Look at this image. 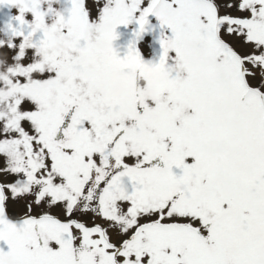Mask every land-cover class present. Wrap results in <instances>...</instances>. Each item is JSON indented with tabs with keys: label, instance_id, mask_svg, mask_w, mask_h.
<instances>
[{
	"label": "snow or ice",
	"instance_id": "6c2138e0",
	"mask_svg": "<svg viewBox=\"0 0 264 264\" xmlns=\"http://www.w3.org/2000/svg\"><path fill=\"white\" fill-rule=\"evenodd\" d=\"M2 7L0 264H264V0Z\"/></svg>",
	"mask_w": 264,
	"mask_h": 264
},
{
	"label": "rangeland",
	"instance_id": "374dc122",
	"mask_svg": "<svg viewBox=\"0 0 264 264\" xmlns=\"http://www.w3.org/2000/svg\"><path fill=\"white\" fill-rule=\"evenodd\" d=\"M67 7V4L63 5ZM16 9H9L7 7L0 8V24L6 21L11 15L15 14ZM149 30L144 34L143 39L139 41L138 48L144 56L146 61L151 60L153 62L158 60L161 48L159 45V21L155 17L149 18ZM136 28L135 24H130L127 27L121 25L117 28L118 39L113 42V47L120 53L124 55L127 51V46L129 42L133 39V30ZM66 39V38H65ZM64 40V39H63ZM63 40L57 42V46L60 47L63 44ZM1 60H5L4 57L0 56ZM127 82V77L123 73L117 75V84L125 85ZM151 89L148 82H145L141 91L145 94L147 90Z\"/></svg>",
	"mask_w": 264,
	"mask_h": 264
},
{
	"label": "trees",
	"instance_id": "16d2710c",
	"mask_svg": "<svg viewBox=\"0 0 264 264\" xmlns=\"http://www.w3.org/2000/svg\"><path fill=\"white\" fill-rule=\"evenodd\" d=\"M0 26H2V23L0 24ZM63 39H65V38L58 39L57 42H59V41L61 42ZM143 58H145V57L143 56ZM3 62H6V61L0 59V63H3ZM125 85H126V84H125ZM125 85H121V84L118 85V84H116V87H117V88H122V87H124Z\"/></svg>",
	"mask_w": 264,
	"mask_h": 264
},
{
	"label": "clouds",
	"instance_id": "9594fccd",
	"mask_svg": "<svg viewBox=\"0 0 264 264\" xmlns=\"http://www.w3.org/2000/svg\"><path fill=\"white\" fill-rule=\"evenodd\" d=\"M145 95H146V96H150V95H151V89L147 90V91L145 92Z\"/></svg>",
	"mask_w": 264,
	"mask_h": 264
}]
</instances>
